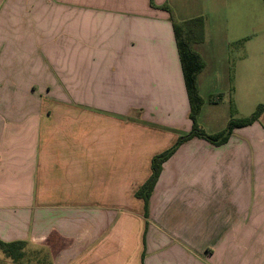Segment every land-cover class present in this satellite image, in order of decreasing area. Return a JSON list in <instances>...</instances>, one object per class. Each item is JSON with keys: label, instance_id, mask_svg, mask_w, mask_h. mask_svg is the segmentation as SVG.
Here are the masks:
<instances>
[{"label": "crops", "instance_id": "1", "mask_svg": "<svg viewBox=\"0 0 264 264\" xmlns=\"http://www.w3.org/2000/svg\"><path fill=\"white\" fill-rule=\"evenodd\" d=\"M153 2L204 20L198 127L264 105V0ZM189 110L170 15L149 0H0V242L39 264H264V112L223 144L182 142L147 217L134 196Z\"/></svg>", "mask_w": 264, "mask_h": 264}, {"label": "trees", "instance_id": "2", "mask_svg": "<svg viewBox=\"0 0 264 264\" xmlns=\"http://www.w3.org/2000/svg\"><path fill=\"white\" fill-rule=\"evenodd\" d=\"M149 3L151 7L160 8L161 10L168 12L170 15L182 76L189 101V119L192 123V128L191 132L184 137H180L177 143L171 149L152 158L150 165L151 174L134 194L136 198L143 201L146 217L149 199L156 180L161 173L162 166L182 142L193 137H197L205 139L213 144H223L228 140L234 128L238 126L250 125L251 123L258 120L260 115L264 112V105H258L255 111L247 119L240 121L231 120L224 131L213 135H207L200 127H198L197 116L203 105V100L198 93L197 75L203 70L204 62L200 55L193 49V45L202 40L204 20L202 17H197L187 21H178L174 17V14L169 6L162 5L157 7L154 5L153 0H149ZM26 245L27 243L22 241H15L11 243L0 242V250L3 255L10 260L11 264H23V262L31 261L29 256L27 257V254L25 256L24 249ZM33 254L34 252H32L31 257L34 259L35 254Z\"/></svg>", "mask_w": 264, "mask_h": 264}, {"label": "rangeland", "instance_id": "3", "mask_svg": "<svg viewBox=\"0 0 264 264\" xmlns=\"http://www.w3.org/2000/svg\"><path fill=\"white\" fill-rule=\"evenodd\" d=\"M21 1H23L24 3L26 2V4H27V0H21ZM28 8H30L29 6H25V7H23L22 9L21 8H19L20 10L18 11V9L14 6L13 7V9H17V11H14L15 13H18V15L20 16V17H24V16H26V13L28 12L27 11V9ZM24 9V10H23ZM1 13H6V9H5V7L1 10ZM28 15V14H27ZM257 31H258V33L259 34H261V33H263L264 32V14H263V18H262V16L260 17V22H259V28L257 29ZM263 31V32H262ZM258 40H259V43H258V45L259 46H261L262 44L260 43V41H261V39L260 38H258ZM261 57H263V56H261ZM218 109H222V108H218ZM219 111H221V110H219ZM251 115V113H241L240 112V118H242V120H244V119H247L249 116ZM32 249L33 248H31V247H29L28 245H26V247H25V249H24V251H25V256H26V254H27V257L29 256V258H30V260L31 261H28V262H23V264H39V262H42V261H40L41 259L37 256L38 254L37 253H35L34 252V259L31 257V255H32ZM29 253H30V255H29ZM2 252H1V250H0V259H1V256H2ZM27 259V258H26ZM0 264H11V262H10V260L8 259V258H6L4 255L2 256V261H0Z\"/></svg>", "mask_w": 264, "mask_h": 264}]
</instances>
